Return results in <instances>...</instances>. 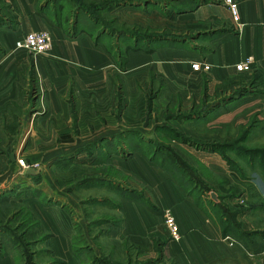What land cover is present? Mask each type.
Instances as JSON below:
<instances>
[{"label": "crops", "instance_id": "crops-1", "mask_svg": "<svg viewBox=\"0 0 264 264\" xmlns=\"http://www.w3.org/2000/svg\"><path fill=\"white\" fill-rule=\"evenodd\" d=\"M201 1L188 21L212 22L210 32L214 35L204 48L191 44L187 48L162 46L150 53L129 50L121 56L125 62L120 63V55L115 56L88 34L66 31L43 0H0L6 13H0V207L21 199L40 223L46 238L36 245L49 260L39 264H82V251L74 250L71 211L62 198H70L63 194L69 187L64 182L76 174L82 182L87 180L81 176L91 168L76 163L86 153L105 155L107 159L96 167L106 164L116 168L128 185L124 189L127 195L119 198L115 209L121 223L114 226L119 234L110 232L115 237L127 239L145 253L154 246L162 247L175 264H245L260 254L262 242L253 239L248 244L249 257H245L234 240L221 235L193 194L150 162L140 149L128 151L129 157L124 159L107 147L97 145L91 152L85 148L113 136L109 130L95 131L100 130L102 112L95 115L94 105L100 107L110 92V79L117 75L127 94L121 100L124 115L137 99L136 80L144 84L148 76L151 83L152 78L163 79L169 92L197 102L203 91L210 97L220 92L219 99L227 96L230 89L240 87L237 81L241 75L264 77V0H234L239 30H234L225 6L216 0ZM33 32L50 35L52 46L47 53L16 49V42ZM248 57L253 58L251 69L236 72L235 65ZM193 63L209 69L193 70ZM106 117L113 123L111 116ZM21 159L25 168L18 164ZM27 168L35 174H25ZM165 211L178 226V240L169 236ZM16 251L9 239L0 238V264H16ZM30 263L34 264V259Z\"/></svg>", "mask_w": 264, "mask_h": 264}, {"label": "rangeland", "instance_id": "rangeland-1", "mask_svg": "<svg viewBox=\"0 0 264 264\" xmlns=\"http://www.w3.org/2000/svg\"><path fill=\"white\" fill-rule=\"evenodd\" d=\"M43 1L53 8L58 15L56 21L62 23L66 31L88 34L115 56H122L130 47L156 49L179 45L187 48L192 44L201 49L214 35L210 32L213 31L211 21H188L201 0ZM144 11L156 14L158 18L153 23L164 26V29L152 31L126 23L141 20L144 25L140 18ZM0 13L6 14L1 4ZM172 13L173 17L169 19ZM145 22L144 26L151 25L150 20ZM168 27L174 31L168 32ZM195 27L199 29L193 30ZM185 28H188L186 33L176 32ZM110 80L107 100L100 107L94 105L97 108L95 115L102 112L100 130L95 131L109 130L113 136L97 140L91 147L85 146L87 152L98 145L107 147L112 153H121L126 159L128 151L138 148L150 162L164 169L186 192L193 194L198 206L220 232L223 219L228 222L225 224L234 238L264 230V161L262 157L255 158L264 152V77L254 73L241 75L237 81L240 87L230 89L228 97L225 95L219 99L220 92H213L210 97L203 91L197 102L184 94L169 92L163 79L152 78L151 83L148 76L144 84L136 80L134 97L137 99L132 100V108L125 115L121 100L126 89L118 91L117 77ZM236 91L240 92L238 96H235ZM114 93L120 94L121 98L114 100V96L111 97ZM141 97L144 100L140 101ZM105 104L112 107L104 110ZM106 116H111L113 123L109 124ZM244 131L248 134L242 142L240 135ZM121 146L122 151L119 150ZM98 154L93 157L86 153L76 162L91 168L83 175L80 173L86 181L82 182L76 174L63 184L69 186L63 194L70 198H62V204L71 211L74 250L80 248L82 251V264H125L129 256L141 263H153L159 259L161 264H172L162 247L154 246L150 253L136 252L130 249L127 239L110 234L113 230L117 234L120 232L114 228L121 224L119 212L115 209L119 198L127 195L124 189L128 185L116 168L106 164L96 167L107 159ZM211 193L215 194V200L210 197ZM72 203L78 216L75 210H71ZM22 216L28 219L25 213ZM13 226L14 222L9 225L2 221L0 230L7 228L13 232ZM42 252L38 245H23L16 251V264H31L33 259L34 264L48 261ZM254 260L256 264H264V252L256 254L255 259L245 260V264H253Z\"/></svg>", "mask_w": 264, "mask_h": 264}, {"label": "trees", "instance_id": "trees-1", "mask_svg": "<svg viewBox=\"0 0 264 264\" xmlns=\"http://www.w3.org/2000/svg\"><path fill=\"white\" fill-rule=\"evenodd\" d=\"M142 15V16H141ZM140 15V18L143 20V24L146 25V20L149 21L150 20V24L151 25H148V26H144L141 24V20H139L138 22H135V21H128L126 23H129V24H133L135 25V27L137 28H140V29H148V30H152V31H162L164 29V26H158L154 23H156L155 21H157V19L155 18H158L156 16V14H151V13H147L144 11V13H142ZM173 17V13H172V16L170 15L169 19H172ZM154 22V23H153ZM140 23V24H139ZM168 32H171V31H174L172 28H166ZM199 28L195 27L193 28V30H197ZM188 31V28H185V30H178L176 32H179V33H186ZM138 51V50H142V51H145V52H148L150 53L153 49L151 48H135V47H130V48H126L124 50V53L127 52V51ZM123 53V54H124ZM122 63L125 62V59H123V55L122 57L119 56ZM120 61V60H119ZM117 81H118V85L116 86L118 88V91H123L122 89L124 88V83L122 81V79H120V77L117 75ZM111 83H112V80H110V83L109 85L111 86ZM109 90H111V87H109ZM110 93V92H109ZM109 93L102 99L101 103L104 101V100H107V96L109 95ZM236 95L235 96H238V94L240 92L236 91L235 92ZM238 93V94H237ZM114 96V100L115 98L119 97V99L121 98L120 97V94H111V97ZM118 101V99H117ZM230 101V100H229ZM100 103V104H101ZM107 103H110V102H107ZM107 107L104 108V109H107L109 108L111 105L109 104H105ZM248 132H243L240 136L241 140L240 141H244L246 136H247ZM261 158L263 159L264 161V152H261L259 154H257L255 156V158ZM257 197V196H256ZM259 198V196L257 197ZM260 200V198H259ZM262 207H264V203L262 205ZM23 213H25L28 217V219L26 217L23 218ZM8 220V221H7ZM2 221L7 222L9 223V225H11L13 222L15 223V226H13V232L8 230L7 228H3V230H0V238L2 239H9L14 245L15 247L18 249L20 247H27V246H32V245H36L37 243H39L40 241H42L44 238H46V235H44V230L42 228V226L40 225V223L36 220V218L34 217V215L32 214L31 210L29 209V207L23 203V201L20 199V201L18 202H15V203H12V204H9V205H4V206H1L0 207V224L2 223ZM223 222H224V226H223V229L221 230V235L226 238V237H229L231 238L232 240L235 241V243L239 246L240 250L243 252V254L245 255V257H249V247H248V244L254 239H256V241L258 240L259 242H262L261 243V252H264V230L259 232V231H256L252 234H249L248 236H245V237H236L234 238L232 235H230V228L227 227V224L225 223H228L226 220L223 219ZM15 235H18L17 237ZM255 237H254V236ZM249 237V238H248ZM126 242L130 243L128 240H126ZM130 249H133L135 250L136 252H139L140 250L136 249L131 243H130ZM33 253V252H32ZM129 253V251H128ZM156 263H159L161 264L160 260L157 259L155 260V262L153 263H150L148 261H145L143 263L141 262H137V261H133L131 256L127 257V261L125 264H156ZM174 263V261H172V264ZM175 264V263H174Z\"/></svg>", "mask_w": 264, "mask_h": 264}, {"label": "built area", "instance_id": "built-area-1", "mask_svg": "<svg viewBox=\"0 0 264 264\" xmlns=\"http://www.w3.org/2000/svg\"><path fill=\"white\" fill-rule=\"evenodd\" d=\"M216 1L228 9L233 21L234 30H239L241 24L239 23L237 5L234 2V0H216ZM15 46L16 49L24 50L31 54H45L51 49L52 42H51V37L47 32H33L27 34L25 37L18 40ZM252 63H253V58L248 57L245 61L236 64L235 70L238 73H246L251 69ZM191 67L193 70L207 71L209 69L208 66L199 63H193ZM18 164L22 168L26 167L22 159L18 160ZM164 224L169 233L170 238L172 240H178L180 238L178 226L169 211L164 212Z\"/></svg>", "mask_w": 264, "mask_h": 264}, {"label": "water", "instance_id": "water-1", "mask_svg": "<svg viewBox=\"0 0 264 264\" xmlns=\"http://www.w3.org/2000/svg\"><path fill=\"white\" fill-rule=\"evenodd\" d=\"M10 158L11 159H14L13 156H11ZM24 173L25 174H29V173L35 174L34 170L33 169H30V168L25 169ZM210 197L215 200V194L211 193Z\"/></svg>", "mask_w": 264, "mask_h": 264}]
</instances>
